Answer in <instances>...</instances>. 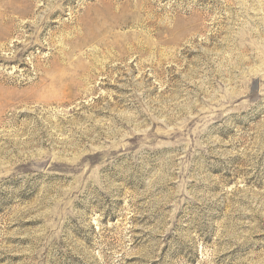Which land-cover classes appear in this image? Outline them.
Instances as JSON below:
<instances>
[{
    "label": "rangeland",
    "instance_id": "obj_1",
    "mask_svg": "<svg viewBox=\"0 0 264 264\" xmlns=\"http://www.w3.org/2000/svg\"><path fill=\"white\" fill-rule=\"evenodd\" d=\"M0 264H264V0H0Z\"/></svg>",
    "mask_w": 264,
    "mask_h": 264
}]
</instances>
